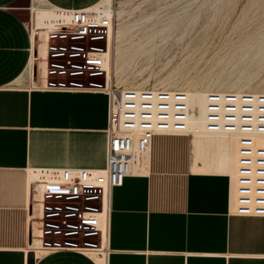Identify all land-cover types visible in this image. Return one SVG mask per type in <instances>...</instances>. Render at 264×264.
<instances>
[{
	"label": "crops",
	"instance_id": "obj_1",
	"mask_svg": "<svg viewBox=\"0 0 264 264\" xmlns=\"http://www.w3.org/2000/svg\"><path fill=\"white\" fill-rule=\"evenodd\" d=\"M100 1L0 0V264H97L73 251L35 259L29 247L30 181L48 168H104L109 102L37 88L33 58L45 47L29 28L38 8ZM236 153L237 137L154 136L146 174L113 190L107 264H264V217L231 211Z\"/></svg>",
	"mask_w": 264,
	"mask_h": 264
},
{
	"label": "built area",
	"instance_id": "obj_2",
	"mask_svg": "<svg viewBox=\"0 0 264 264\" xmlns=\"http://www.w3.org/2000/svg\"><path fill=\"white\" fill-rule=\"evenodd\" d=\"M44 25L31 21L32 41L45 55L35 86L45 91L108 95L106 166L48 168L30 181L28 242L35 254L73 251L107 264L112 194L130 176L146 174L153 137L190 133L189 93L132 89L109 81L115 38L113 7L57 9ZM34 79V71H33ZM237 137L234 214L264 217V93L210 91L204 133Z\"/></svg>",
	"mask_w": 264,
	"mask_h": 264
},
{
	"label": "rangeland",
	"instance_id": "obj_3",
	"mask_svg": "<svg viewBox=\"0 0 264 264\" xmlns=\"http://www.w3.org/2000/svg\"><path fill=\"white\" fill-rule=\"evenodd\" d=\"M112 3L115 86L264 93V0Z\"/></svg>",
	"mask_w": 264,
	"mask_h": 264
},
{
	"label": "bare ground",
	"instance_id": "obj_4",
	"mask_svg": "<svg viewBox=\"0 0 264 264\" xmlns=\"http://www.w3.org/2000/svg\"><path fill=\"white\" fill-rule=\"evenodd\" d=\"M96 6H107V7H113L112 0H101ZM57 9H42L38 8L35 11V15L37 17V23L39 25H44L47 20L51 19L54 16V11ZM42 53H44V50H42ZM45 55V53H44ZM114 47L112 51V57H111V63L108 67V74H109V81L113 80V69L115 65L114 60ZM126 89V88H125ZM134 89H141V88H134ZM157 89V88H155ZM163 90H169V89H163ZM172 90V89H171ZM174 90H180V89H174ZM184 91V90H182ZM223 91H237V93L243 92L242 90H234V89H224ZM186 92L189 93L190 96V106L192 108V113L190 115V127L192 131L196 133H204V118H205V97L210 90H186ZM259 93V92H256ZM263 93V92H261ZM231 137H236L235 135H232ZM42 172V171H40ZM33 174V173H32ZM32 178V176H31ZM100 264H102V260L97 259Z\"/></svg>",
	"mask_w": 264,
	"mask_h": 264
}]
</instances>
